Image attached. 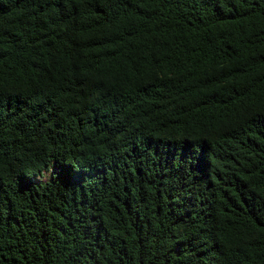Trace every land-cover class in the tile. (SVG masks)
<instances>
[{
	"label": "trees",
	"instance_id": "obj_1",
	"mask_svg": "<svg viewBox=\"0 0 264 264\" xmlns=\"http://www.w3.org/2000/svg\"><path fill=\"white\" fill-rule=\"evenodd\" d=\"M0 264H264V0H0Z\"/></svg>",
	"mask_w": 264,
	"mask_h": 264
},
{
	"label": "rangeland",
	"instance_id": "obj_2",
	"mask_svg": "<svg viewBox=\"0 0 264 264\" xmlns=\"http://www.w3.org/2000/svg\"><path fill=\"white\" fill-rule=\"evenodd\" d=\"M49 175H50V173H49V172H48V173H46V174H45L46 178H47V177H49Z\"/></svg>",
	"mask_w": 264,
	"mask_h": 264
}]
</instances>
